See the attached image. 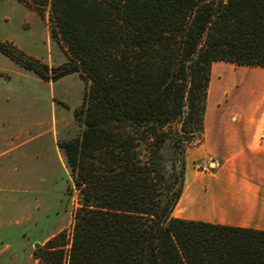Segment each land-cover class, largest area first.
Wrapping results in <instances>:
<instances>
[{"label":"trees","instance_id":"1","mask_svg":"<svg viewBox=\"0 0 264 264\" xmlns=\"http://www.w3.org/2000/svg\"><path fill=\"white\" fill-rule=\"evenodd\" d=\"M30 1L49 4L71 59L49 68L0 51L43 80L90 81L81 134L58 142L80 206L69 242L50 237L39 264H264V230L173 215L212 63L264 67V0Z\"/></svg>","mask_w":264,"mask_h":264},{"label":"rangeland","instance_id":"2","mask_svg":"<svg viewBox=\"0 0 264 264\" xmlns=\"http://www.w3.org/2000/svg\"><path fill=\"white\" fill-rule=\"evenodd\" d=\"M51 30L49 4L0 0V42L49 68L71 59ZM89 85L79 72L43 80L0 51V264H39L50 237L70 240L81 201L58 142L81 134L75 112Z\"/></svg>","mask_w":264,"mask_h":264},{"label":"crops","instance_id":"3","mask_svg":"<svg viewBox=\"0 0 264 264\" xmlns=\"http://www.w3.org/2000/svg\"><path fill=\"white\" fill-rule=\"evenodd\" d=\"M203 124L173 215L264 230V67L214 61Z\"/></svg>","mask_w":264,"mask_h":264},{"label":"built area","instance_id":"4","mask_svg":"<svg viewBox=\"0 0 264 264\" xmlns=\"http://www.w3.org/2000/svg\"><path fill=\"white\" fill-rule=\"evenodd\" d=\"M261 138L264 137V124L261 125ZM196 168L202 172H207L210 170V166L208 164L200 163L196 165Z\"/></svg>","mask_w":264,"mask_h":264},{"label":"water","instance_id":"5","mask_svg":"<svg viewBox=\"0 0 264 264\" xmlns=\"http://www.w3.org/2000/svg\"><path fill=\"white\" fill-rule=\"evenodd\" d=\"M39 244L36 245V247H38Z\"/></svg>","mask_w":264,"mask_h":264}]
</instances>
